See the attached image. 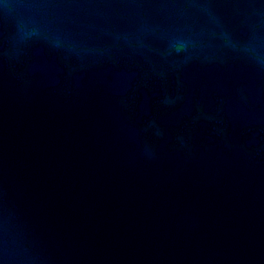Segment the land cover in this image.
Segmentation results:
<instances>
[{
	"label": "water",
	"instance_id": "95a60500",
	"mask_svg": "<svg viewBox=\"0 0 264 264\" xmlns=\"http://www.w3.org/2000/svg\"><path fill=\"white\" fill-rule=\"evenodd\" d=\"M0 264H264V0H0Z\"/></svg>",
	"mask_w": 264,
	"mask_h": 264
}]
</instances>
